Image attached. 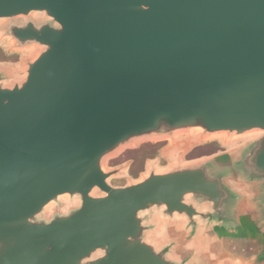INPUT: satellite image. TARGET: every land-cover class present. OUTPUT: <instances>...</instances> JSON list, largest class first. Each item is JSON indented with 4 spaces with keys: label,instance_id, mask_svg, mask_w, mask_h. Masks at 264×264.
<instances>
[{
    "label": "water",
    "instance_id": "water-1",
    "mask_svg": "<svg viewBox=\"0 0 264 264\" xmlns=\"http://www.w3.org/2000/svg\"><path fill=\"white\" fill-rule=\"evenodd\" d=\"M0 21L36 49L0 68V264H204L180 239L264 264V0H0ZM194 130L257 136L109 183L123 148Z\"/></svg>",
    "mask_w": 264,
    "mask_h": 264
},
{
    "label": "rangeland",
    "instance_id": "rangeland-1",
    "mask_svg": "<svg viewBox=\"0 0 264 264\" xmlns=\"http://www.w3.org/2000/svg\"><path fill=\"white\" fill-rule=\"evenodd\" d=\"M3 25L4 22L0 21V68L19 76L24 70L25 61L33 59L36 55V49L15 48L13 42L3 35L1 29ZM256 136L248 135L230 138L225 135H216L201 137L197 130L189 133L183 132L176 134L173 138L139 142L125 147L114 156L107 158L104 161V168L106 171L122 168L120 174L109 180L112 186L122 187L139 181L142 176L147 174L150 166H153L158 172L167 171L177 164H189L216 155L233 152ZM94 195L99 196L100 193L95 191ZM77 205L78 201H70L64 198L58 211L67 212ZM56 210L55 206L51 205L47 210V215H51ZM176 233L177 228L163 223L155 238L160 243H163L177 238ZM216 246L218 244L214 241L212 243L204 242L199 245L198 242L185 243L180 239L175 255L181 256L184 253H191L194 249L202 248L200 254L204 258H215L217 264L237 263L234 259L221 256L222 254L218 255L216 249H214Z\"/></svg>",
    "mask_w": 264,
    "mask_h": 264
},
{
    "label": "crops",
    "instance_id": "crops-1",
    "mask_svg": "<svg viewBox=\"0 0 264 264\" xmlns=\"http://www.w3.org/2000/svg\"><path fill=\"white\" fill-rule=\"evenodd\" d=\"M162 225L160 226V229H161ZM204 242L205 241H198V244L202 245V243H204ZM191 243H197V242H191ZM208 243H212V241H208ZM214 249H216L218 255L222 254L221 256H224V257H227L230 259H234L237 262L235 264H257L254 262L253 258L249 257L248 254L245 252L234 251V250H231L229 248H225L224 246H221V245L216 246V248H214ZM201 251H202V248H199V249H194L191 253L194 254V256L196 258H198L201 263L217 264L215 262V258H204L202 256V254H200Z\"/></svg>",
    "mask_w": 264,
    "mask_h": 264
}]
</instances>
